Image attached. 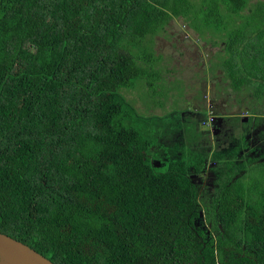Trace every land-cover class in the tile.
I'll list each match as a JSON object with an SVG mask.
<instances>
[{"label": "trees", "instance_id": "16d2710c", "mask_svg": "<svg viewBox=\"0 0 264 264\" xmlns=\"http://www.w3.org/2000/svg\"><path fill=\"white\" fill-rule=\"evenodd\" d=\"M180 17L224 33L219 65L260 113L264 0H0L1 233L55 264H264V152L246 156L243 130L209 155L190 128L178 136L186 124L122 94ZM209 161L204 215L191 173Z\"/></svg>", "mask_w": 264, "mask_h": 264}, {"label": "rangeland", "instance_id": "374dc122", "mask_svg": "<svg viewBox=\"0 0 264 264\" xmlns=\"http://www.w3.org/2000/svg\"><path fill=\"white\" fill-rule=\"evenodd\" d=\"M222 34L220 37L208 33L202 37L184 17L174 18L164 30L150 39L149 45H145L148 51L151 48L150 55L154 59L150 61L151 66L145 63L148 75L136 80L134 87L123 89L122 94L143 116L170 115L172 123L186 124V127H177L178 136L187 135L190 128L189 134L202 137L198 145L209 155L216 149L215 137L227 149L230 147L228 145L236 142L233 137H238L244 130L256 146V150L246 151V156L258 158L262 162L260 157L264 152V142L259 138L264 133V100H259L262 105L258 107L260 113L257 115L262 117L261 122L256 123L254 118L257 115L252 117V109L243 105L249 102L248 99L251 102L249 105L254 101L245 98L246 94H235L225 71L219 65L226 57L222 52L227 37ZM213 98L217 101L214 110L218 117L211 127H207L202 121L213 110L208 107ZM246 109L250 110L248 114ZM179 127L183 128L179 130ZM172 142V138H169L165 143L170 145ZM201 148L193 144L192 149L198 151ZM154 164L158 166L160 162L155 161ZM207 166L204 176L195 175L193 170L191 173L199 187L198 200L204 215L218 178L212 170L215 163L209 161Z\"/></svg>", "mask_w": 264, "mask_h": 264}, {"label": "water", "instance_id": "95a60500", "mask_svg": "<svg viewBox=\"0 0 264 264\" xmlns=\"http://www.w3.org/2000/svg\"><path fill=\"white\" fill-rule=\"evenodd\" d=\"M0 264H55L28 245L0 232Z\"/></svg>", "mask_w": 264, "mask_h": 264}, {"label": "built area", "instance_id": "2783aa9c", "mask_svg": "<svg viewBox=\"0 0 264 264\" xmlns=\"http://www.w3.org/2000/svg\"><path fill=\"white\" fill-rule=\"evenodd\" d=\"M210 109H212V106ZM214 121H215L214 112H213V110H211V111H209L208 118L203 122V125H205L207 127H211V125L213 124Z\"/></svg>", "mask_w": 264, "mask_h": 264}, {"label": "crops", "instance_id": "0c3cea01", "mask_svg": "<svg viewBox=\"0 0 264 264\" xmlns=\"http://www.w3.org/2000/svg\"><path fill=\"white\" fill-rule=\"evenodd\" d=\"M216 103H217V101H216V102H212V101L210 100V102H209V104H208V107L215 106ZM210 105H211V106H210Z\"/></svg>", "mask_w": 264, "mask_h": 264}, {"label": "flooded vegetation", "instance_id": "af4514ba", "mask_svg": "<svg viewBox=\"0 0 264 264\" xmlns=\"http://www.w3.org/2000/svg\"><path fill=\"white\" fill-rule=\"evenodd\" d=\"M247 151H249V149Z\"/></svg>", "mask_w": 264, "mask_h": 264}]
</instances>
